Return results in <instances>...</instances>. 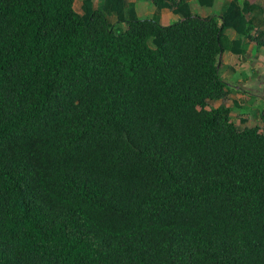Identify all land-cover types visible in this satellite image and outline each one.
<instances>
[{
    "label": "trees",
    "instance_id": "16d2710c",
    "mask_svg": "<svg viewBox=\"0 0 264 264\" xmlns=\"http://www.w3.org/2000/svg\"><path fill=\"white\" fill-rule=\"evenodd\" d=\"M124 1L0 0V264H264V131L208 103L254 5Z\"/></svg>",
    "mask_w": 264,
    "mask_h": 264
},
{
    "label": "crops",
    "instance_id": "0c3cea01",
    "mask_svg": "<svg viewBox=\"0 0 264 264\" xmlns=\"http://www.w3.org/2000/svg\"><path fill=\"white\" fill-rule=\"evenodd\" d=\"M186 1L188 2L190 11L192 13L195 14L196 13L195 11L202 10L201 7L198 8L199 6L196 4L195 0H186ZM225 1L226 0L218 1L215 8L216 14L219 12ZM245 1H247L248 4L254 5L244 13L246 19H248L251 22L254 28L264 27V0H245ZM124 3L132 4L135 15L137 17L145 16L148 13H150L149 15L154 13V6L149 7L148 3L145 0H125ZM214 4L215 1H213L212 6H214ZM199 14L201 15V17L210 15V13H208L207 11H201ZM156 16L160 24H169L179 19V16L177 14H173L168 8H161ZM225 33L229 38H234L235 36L233 31H230V33L228 31H225ZM221 57L223 58L224 62L221 60ZM218 61L221 62V67L223 66L226 69H228V65L231 66V62H233L234 64L235 63L242 64V66L244 65V69L246 70L245 71L246 74L244 73V78L240 77L236 80L238 87L239 86L242 87V93L244 94V99L247 100L248 96H252L253 94L256 95L257 97L264 99V54L263 56H259V54L257 55V51L254 48L253 44L251 43L247 44L245 52L237 57L232 53H230L229 51L225 50L218 55L217 62ZM232 70H234V67ZM227 75H225V77H227ZM254 76L256 77L254 78ZM250 86H254V88H251Z\"/></svg>",
    "mask_w": 264,
    "mask_h": 264
},
{
    "label": "rangeland",
    "instance_id": "374dc122",
    "mask_svg": "<svg viewBox=\"0 0 264 264\" xmlns=\"http://www.w3.org/2000/svg\"><path fill=\"white\" fill-rule=\"evenodd\" d=\"M145 1L148 3L149 7L153 6L148 0H145ZM214 1H215L214 6L201 7L202 10L195 11L196 12L195 14L200 16V17H201V15L199 13L201 11H207L211 15L214 14L216 4L218 3L219 0H214ZM80 3H81V0H73V4H72L73 9L79 13L81 12ZM93 3L95 5L96 0H93ZM239 3L242 4V0H239ZM198 8H200V7H198ZM202 13H204V12H202ZM149 14L150 13H148L145 16H141V17H146V18L153 17L152 16L153 13L151 15H149ZM107 20L109 22H113L114 17L112 15H109V16H107ZM225 31H228L230 33V31H232V30L227 28V29H225ZM221 60L223 61L222 57H221ZM229 66L230 65H228V69H226L223 66L222 67L219 66V68H218V75L225 80V83L227 86L229 85V87H228L229 93H228L227 97L225 99H219L216 101H209L208 103L212 106H216L220 103L230 104V106L232 107V109L230 111L231 113H229L230 118L237 125L238 128H241L244 125L250 126V125H253L255 123L259 126V128L262 131H264V117H262V116H264L263 115L264 99L257 97L256 95L253 94L252 96H248L247 100H245L244 94L242 93V87H240V86L238 87V84L236 83V80L238 78H240V77L244 78V73L246 71L244 69V65L242 66V64H238V63L234 64L233 62H231V66L230 67ZM232 66L234 67V70H232L233 69ZM227 73H228V75H227ZM225 75H227V77H225ZM248 75H251V74H248ZM255 77L256 76H254V78ZM251 78H253V77H251ZM253 80H256V79H253ZM230 83H232V84H230ZM250 87L254 88V86H250ZM243 90H244V87H243ZM241 119H244V120L242 121Z\"/></svg>",
    "mask_w": 264,
    "mask_h": 264
},
{
    "label": "water",
    "instance_id": "95a60500",
    "mask_svg": "<svg viewBox=\"0 0 264 264\" xmlns=\"http://www.w3.org/2000/svg\"><path fill=\"white\" fill-rule=\"evenodd\" d=\"M216 68H217V65H216Z\"/></svg>",
    "mask_w": 264,
    "mask_h": 264
}]
</instances>
